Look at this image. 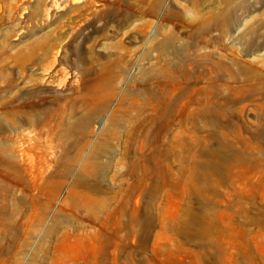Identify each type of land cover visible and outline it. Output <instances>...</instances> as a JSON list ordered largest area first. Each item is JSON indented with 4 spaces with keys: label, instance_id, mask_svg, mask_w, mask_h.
<instances>
[{
    "label": "rangeland",
    "instance_id": "1",
    "mask_svg": "<svg viewBox=\"0 0 264 264\" xmlns=\"http://www.w3.org/2000/svg\"><path fill=\"white\" fill-rule=\"evenodd\" d=\"M230 1L226 17L205 26L224 0H0V264H264V137H257L264 94L238 101L230 111L234 125L214 135L198 132L209 151L232 144L226 164L241 163L224 168L219 182L197 181L213 187L207 199L180 200L171 184L148 211V196L125 190L138 179L124 149L142 113L126 111L130 100L121 103L122 97L142 89V72L151 71L159 51L175 58L164 39L226 63L255 61L261 53L264 75V0ZM245 76L240 72L233 84ZM134 136L132 156L141 151V136ZM198 148L189 161L172 155L173 171L190 169L191 156L199 164L212 159ZM95 161L106 170L89 175ZM78 176L95 190L79 186ZM33 198L42 219L34 235L24 232ZM188 201L211 223L210 240L196 229L177 231L181 223L173 220L186 217ZM121 204L124 224H117L110 218ZM136 209L151 220L143 240L131 226Z\"/></svg>",
    "mask_w": 264,
    "mask_h": 264
},
{
    "label": "bare ground",
    "instance_id": "2",
    "mask_svg": "<svg viewBox=\"0 0 264 264\" xmlns=\"http://www.w3.org/2000/svg\"><path fill=\"white\" fill-rule=\"evenodd\" d=\"M230 3V0H224L225 7L218 9L216 14L208 17L205 20V26L217 25L218 20L226 17L227 12L231 9ZM251 44L256 47L260 45L259 42L249 41V45ZM161 45L166 50L172 48L176 59L168 58L164 50L159 51L157 60L153 62L150 71L155 73L151 74L148 70L143 71L142 89L135 93L128 92L121 101L124 103L130 100L129 110L126 109V111L137 108L142 113V117L136 119L129 129L127 128L130 135H128L124 155L129 156L130 159L129 173L136 175L138 179L136 182L130 183L125 190L127 192L138 190L148 196L149 200L145 203L148 211L152 208V200L162 189L171 184L179 187L177 197L180 200L188 195L195 201L197 194L207 199L210 194L206 190H212L213 187H197V181L207 182L210 177H214L219 182L224 178V168L233 169L241 165L239 162L232 165L226 164L224 151L232 144L227 146L226 142L222 141L220 148L216 151H209L208 148L202 146V138L198 132L208 131L214 135L218 129H225L234 125L230 111H234L238 101L253 97L259 99L264 94V75L259 66L262 58L261 53L256 55L255 61L246 62L239 57H234L231 62L226 63L222 58L212 59L210 54H199L196 49L189 51L185 46L176 45L174 38L164 39ZM248 49L247 47L246 50ZM178 55H180V61ZM240 72L246 73V76L240 85H235L233 82L240 80ZM201 77H203V83H198ZM223 80L227 81L225 85ZM244 107L243 105L242 108ZM259 107L263 110L264 100ZM237 108L235 107V109ZM258 116L260 124L264 125V113L259 111ZM129 117L132 115L129 114ZM171 131L179 134L173 135ZM257 131L258 138L264 137V130L259 129ZM135 132L141 136V151L132 156L131 145L135 142ZM186 133H191L192 136L186 135ZM194 147H201L214 160L208 159L199 164L191 156L193 164L190 169L181 168V170H177V173L174 172L170 164V157L174 155L179 160L185 158L189 161V151L192 152L191 149ZM198 149H194V151ZM247 151L246 148L241 151L238 150L236 155L238 156L241 152L245 154ZM91 167L92 169L89 170L90 167L85 163L83 169H88L89 175H96L99 170H106L105 164L99 161H95ZM69 171H72V167L69 168ZM184 172L187 173V176L181 180L180 175ZM49 180H52V177ZM76 180L84 190L88 192L95 190L87 179L78 176ZM42 187V183H40L39 188L42 189ZM170 191H172L171 188ZM35 199L31 200L32 208L27 218V226L24 227V232L28 228L29 233L33 235L36 234L37 226L42 224ZM99 202L104 203V201ZM122 207V204L115 207V212L112 214L114 219L110 218L117 224H124L125 213L120 209ZM47 211L48 208H45L42 214L45 215ZM183 214L186 215L184 219L180 217L173 220L175 223H181V228L177 230L179 233H195L196 229V231L198 230L196 233L200 237L205 236L209 240L211 239L213 236L211 223L206 225L203 221L205 215L201 216L189 201ZM57 221L58 218L54 225H57ZM32 223L34 227L30 225ZM131 226L142 240L147 238L151 227L150 216L148 213L140 215L136 209L132 215ZM168 226V224L163 225L164 231L167 230ZM30 227L32 228L30 229ZM10 229L8 227L7 231L9 232ZM243 231V234H247L250 229L246 228ZM51 232L52 230L48 229L45 236L50 235ZM245 254L252 263L255 262L257 256H254L249 248H246Z\"/></svg>",
    "mask_w": 264,
    "mask_h": 264
}]
</instances>
